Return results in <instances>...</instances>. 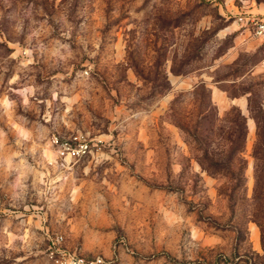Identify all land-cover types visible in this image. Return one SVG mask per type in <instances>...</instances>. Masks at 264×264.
I'll list each match as a JSON object with an SVG mask.
<instances>
[{"label":"rangeland","instance_id":"rangeland-1","mask_svg":"<svg viewBox=\"0 0 264 264\" xmlns=\"http://www.w3.org/2000/svg\"><path fill=\"white\" fill-rule=\"evenodd\" d=\"M264 0H0V264H264ZM103 138L61 167L54 134Z\"/></svg>","mask_w":264,"mask_h":264},{"label":"built area","instance_id":"built-area-1","mask_svg":"<svg viewBox=\"0 0 264 264\" xmlns=\"http://www.w3.org/2000/svg\"><path fill=\"white\" fill-rule=\"evenodd\" d=\"M236 23L250 36L259 40L264 62V14L244 10L236 16ZM51 144L56 152L55 162L63 168L86 156L101 157L105 150L103 138L89 132L77 130L69 134H54ZM47 254L52 264H103L104 257L88 256L76 248L66 245L65 235L57 232L49 238Z\"/></svg>","mask_w":264,"mask_h":264},{"label":"crops","instance_id":"crops-1","mask_svg":"<svg viewBox=\"0 0 264 264\" xmlns=\"http://www.w3.org/2000/svg\"><path fill=\"white\" fill-rule=\"evenodd\" d=\"M250 11H253V12H256V13H260V14H264V12L263 11H260V10H253V9H249ZM257 39V38H256ZM258 40V39H257ZM259 41V40H258ZM92 256H94V255H92Z\"/></svg>","mask_w":264,"mask_h":264}]
</instances>
